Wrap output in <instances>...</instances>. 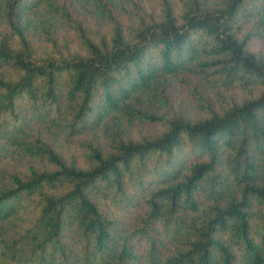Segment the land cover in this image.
<instances>
[{"label":"trees","instance_id":"16d2710c","mask_svg":"<svg viewBox=\"0 0 264 264\" xmlns=\"http://www.w3.org/2000/svg\"><path fill=\"white\" fill-rule=\"evenodd\" d=\"M0 264H264V0H0Z\"/></svg>","mask_w":264,"mask_h":264}]
</instances>
